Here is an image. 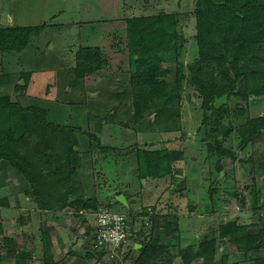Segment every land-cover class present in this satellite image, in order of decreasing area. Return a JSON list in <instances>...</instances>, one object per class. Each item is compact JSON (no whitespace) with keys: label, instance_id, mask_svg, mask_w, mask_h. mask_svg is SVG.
Segmentation results:
<instances>
[{"label":"trees","instance_id":"16d2710c","mask_svg":"<svg viewBox=\"0 0 264 264\" xmlns=\"http://www.w3.org/2000/svg\"><path fill=\"white\" fill-rule=\"evenodd\" d=\"M193 11L194 32L189 36L179 28L181 20L178 14L159 12L126 17L125 35L119 38L123 43L118 45L119 48L123 46L129 58L134 122L138 124L145 116L150 117L154 113L163 116L166 109V112L168 108L173 109L186 83L201 98V124L205 135L202 141L206 144L210 164L208 192L212 203H219L217 182L224 171L223 159H237V151L225 146L227 137L235 131L240 139L237 149L248 155L243 163L250 165V168L246 165L250 172L247 176L252 183L249 188L250 209L262 211L264 114L247 116V112L248 109L252 111L256 102L264 101V0H195ZM42 27L44 25L0 29L1 54L23 52ZM189 37L194 41L195 53L191 61L183 63ZM75 61V66L68 70L74 78L65 80L63 85L68 94L83 91L87 79L107 65L108 57L99 47L86 46L77 51ZM22 78L28 79L27 76ZM23 82V85L16 84V90L21 92L14 100L9 95L0 94V163L6 162L27 184L31 190L29 197L37 204L38 210L62 212L71 209L75 218L86 222L79 215V210L96 212L105 208L112 211L115 205L130 208L129 195L125 193L116 194L105 207L93 194L85 200L74 199L70 195V184L79 177L72 157L79 155L80 163L84 165L93 144H100L96 133L107 124L105 118L94 120L96 123L91 131H81L78 122L83 103L69 98L64 103L57 98L28 94L25 92L28 83ZM221 100L216 108V103ZM58 110L62 113L59 114ZM232 116L235 121L231 120ZM242 117H245L243 121L240 120ZM77 133H81V137ZM80 140L84 141L83 146H80ZM102 149L106 152L114 150L107 146ZM48 150H51L49 154ZM133 157L138 167L139 182L170 179L172 184H177L178 178H182L183 169L174 165L183 159L182 152L178 150L137 147ZM174 191L182 193L181 188ZM119 195H124L127 205L117 200ZM230 195L238 199L235 201L241 207L246 205L244 196L237 191L232 190ZM155 212L153 208L143 209L140 213L144 219L143 231L132 228L133 237L122 250L121 255L125 256L132 251L137 253L132 264H174L178 257L189 261L201 259L202 264H242L250 261L252 255L254 258L250 264H264L263 216L250 224L224 220L216 230L209 232L210 236L200 239L194 249L192 244L182 246L176 213L159 216ZM90 233L91 229H88L89 248L76 250V243L68 251V256L76 255L82 261L101 260L103 254L93 251L94 236ZM1 234L3 230L0 227ZM164 237H168L170 246L165 245ZM40 240L41 255H37L40 258L38 262L33 261L34 264H56L50 234L40 230ZM3 241L10 242L5 238ZM136 244L139 249L134 248ZM230 251H233L232 255ZM31 252L16 254L15 258L26 264V261H32ZM2 262L0 256V264Z\"/></svg>","mask_w":264,"mask_h":264},{"label":"rangeland","instance_id":"374dc122","mask_svg":"<svg viewBox=\"0 0 264 264\" xmlns=\"http://www.w3.org/2000/svg\"><path fill=\"white\" fill-rule=\"evenodd\" d=\"M194 3L195 0H45V14L42 24L46 23V26L39 30L37 36L26 49L28 55L22 56L20 59L16 56L13 63L8 62V69H16L19 66L32 63V67L35 66L36 68H33L34 72L31 77L24 79L28 84L32 81L30 88H28V94L42 96L44 93H48L51 94V97L65 103L68 99L63 90L64 82L74 78L68 72L71 69L69 59L72 49L75 51L80 47L97 45L96 47H105L108 54L118 43H123V39L119 38L125 35L123 27L126 17L159 12L178 14L181 20L179 28L189 36L194 32ZM107 39H109L108 43L106 42ZM121 47L120 53L115 54V56L112 55L114 50L111 54H105L108 57V62L103 70L108 77L105 75L97 78L91 76L87 79L83 91L78 92L79 86L76 88L78 93L71 92L69 95L71 101L83 103V107L80 108L82 111L78 122L79 130L91 131L94 128L93 124L96 123L94 120L105 118V122H107L101 132L96 133L100 144H93L89 151L90 155L88 154L89 157L86 161L84 160V165L80 163L79 155L72 157L73 166L77 168L79 177L74 178L70 184L71 197L85 200L93 194L97 196L102 207H105L108 200L114 198L116 194L125 193L129 195V200L133 202V206L127 210L126 207L115 205L112 211L125 215L132 228L139 229L141 232L143 231L144 219L140 213L143 209L153 208L156 210L155 214L159 216L176 213L179 233L183 239L182 246L192 244L194 249H196L195 244L200 239L204 236H210L209 232L216 230L224 220H237L239 224H250L255 223L258 217H264V210L253 211L250 209L249 188H251L252 183L247 176V173H250V165L245 162L249 167L247 168L243 163L248 155L237 149L240 139L235 131H232L227 137L225 146L237 151V159L235 161L229 158L223 159L224 171L217 182L219 203H212L208 192L210 164L206 144L202 141L205 135L201 124V98L186 83H184L183 92L173 109L168 108V112L166 109L162 113L163 116L154 113L150 117L145 116L138 124L134 122L129 88V58L123 46ZM194 53V41L190 38L186 41L183 63L191 61ZM27 60L28 62H26ZM39 66L40 68L37 69ZM14 96H11L12 100L15 99ZM28 98L30 99V97ZM255 105L252 111L248 109L247 116L253 113L255 115L257 113L264 114V101L262 103L256 102ZM58 112L59 114L62 113L61 110ZM244 118L242 117L240 120L243 121ZM231 120L235 121V118L232 116ZM137 125H140L139 128L135 127ZM80 134L77 133L76 135L81 137ZM58 142L61 143L62 140L58 138ZM82 144L84 141L80 140V146H83ZM106 146L114 148V150L103 151L102 148ZM144 146L154 149L169 148L182 152L183 159L174 164L183 169L182 178H178L177 184H172L170 179L149 180L145 183L144 180H141L139 182L138 167L133 155L137 147L140 149ZM50 152L51 150H48L47 154ZM83 155L82 151L81 156ZM7 168L9 170L10 167L6 162L0 163V207H7L11 204L13 206V203L15 205L20 204L19 201L16 202V190H24L23 188L26 186L28 196L29 191H31L11 168V171H8ZM179 188L182 189V193L174 191V189L179 190ZM232 190L244 196L246 203L244 207L235 201V199L238 200L236 197L232 198L230 195ZM28 204L36 211L38 210L37 204L30 197ZM192 206L193 210L191 209ZM62 212L65 214L62 218L74 219L73 210ZM42 213L39 210L34 215L32 212V215L36 218ZM17 215L13 216L14 219L13 217L10 219L9 216L11 228L16 229L18 228L17 224L21 225L19 222L20 215L18 217ZM81 216L89 224H93L94 216ZM34 217L31 219L34 222L28 225L29 228L35 224ZM71 221L73 222V220ZM25 222L26 218H24L23 224ZM78 223L76 222V224ZM209 224L212 227L208 228ZM68 225L71 224L66 223V226ZM29 228L28 230L35 231L36 234L37 227ZM37 231L39 233L40 230L37 229ZM50 237L53 240L52 236ZM7 238L15 240L13 237ZM164 238L165 245L170 246V240L166 239L168 237ZM88 241V238L85 241H80V243L77 240L74 244H79L75 248L87 250L90 246ZM25 243L30 244L31 242ZM74 244L67 248L65 255L67 261L64 255L60 254L55 258L56 264H65V262L67 264H132L137 255L135 251H132L126 256L120 255L114 261L108 260L102 255L101 260L94 258L86 260L84 263L76 255L68 256V251ZM12 246L14 250L21 248L16 245ZM230 249L234 250L233 247ZM33 250L35 248L29 250L32 251V257H34L32 261L30 260L31 264H34L33 261L35 260L38 262L41 255L40 251H37L40 254L37 259L38 253ZM222 250L223 247L220 246V251ZM24 252H28V249ZM230 252L232 255L233 251ZM253 258L252 255L247 263L250 264ZM10 259L7 258L5 262L3 260L1 264H16V258L15 261ZM230 260L232 262V257ZM202 263L201 259L189 261L178 257L174 260V264Z\"/></svg>","mask_w":264,"mask_h":264},{"label":"crops","instance_id":"0c3cea01","mask_svg":"<svg viewBox=\"0 0 264 264\" xmlns=\"http://www.w3.org/2000/svg\"><path fill=\"white\" fill-rule=\"evenodd\" d=\"M44 2L45 0H0V29L11 27V26H21V27H28V26L35 27V26H41V25L46 26V23L42 24V22H44L43 20H44V14H45ZM109 39L106 40L107 43ZM81 48H84V47H80L76 49L75 51H73V49L72 51H70V55H71L69 59L70 64H71L70 68H73L75 66L76 53ZM120 48L117 44V46L114 47V49H112V51L114 50L113 51L114 53L111 51L112 55L115 56V54H119ZM100 49L105 54H107V49L105 47H101ZM111 52H109L108 54H111ZM26 55H28L26 50H24L23 52L17 55L10 54L6 56L2 55L0 52V94H6V95H9L10 97L12 95H15L14 98L20 94L21 91L18 92L16 90V87H15L16 84L23 85L24 80H22L23 79L22 77L24 76H28V78L29 76L31 77L34 72L33 68H36V67L34 65H33L34 67H32L31 65L32 63H30L29 65L19 66L16 69H13V68L8 69V65L9 63H13V61L16 59V56L18 57V59H20L22 56L26 57ZM26 62H28V60ZM4 65H5V68H4ZM40 66L37 67V69L40 68ZM104 75H105L104 70H102L93 77L94 78H97L99 76L104 77ZM105 76L108 77L107 74ZM31 84H32V81L30 84L27 85L25 92H28V88H30L29 86ZM64 85H65V82H64ZM65 93L67 94L66 98L68 99L70 94H68V92H65ZM42 97H45L47 99H55L51 97V94H48V93H44ZM86 114H88L87 111H86ZM8 171H11V169L9 168ZM23 189L24 190H19V191L14 190L17 194L15 195L16 200H17L16 202L19 201L20 204L15 205V203H13L14 204L13 206L11 204L10 206H7V207L6 206L0 207V227L3 230V234L0 235V256L1 258H3L4 262L7 260V258H11L10 259L11 261L12 260L15 261L16 254H23L24 250L26 249H28L29 251L35 248L36 253H38L37 251H40L39 249H40L41 240H40V231L38 233L37 229L47 231L50 234V236H52L53 240H51V243L53 247L54 260L55 258H57L58 255L63 254L67 261V258L65 256L67 254V248L71 246V244H74L77 240L79 243L80 241H85V239L87 238L89 240V236L86 235V231L88 229H91L90 234L91 236H94L95 218H94L93 224L92 223L89 224L87 221L82 222L80 221L79 218H75V217L74 219L66 220L65 218H62V216L65 215L64 212L53 211V210L45 211L42 214H40V216H37L35 218L33 215L35 212H38L39 210L36 211L35 208H33L32 206H29L28 204L29 196L27 195V192H26L27 190L26 186ZM15 197L12 196L13 199H15ZM129 202L131 201L129 200ZM131 203L129 206L130 208L133 206V202ZM124 205H127V202ZM130 208H127V210H129ZM32 212H33V215H32ZM15 215H17V217L20 215L19 222L21 223V225L17 224L18 228L16 229L11 228L9 225V220L12 219L13 216L15 217ZM9 216H10V219H9ZM32 216L35 219V224H33V226L29 228L28 225L34 222L33 220H31L33 219ZM84 216L86 217L89 215H84ZM24 218H26V222L23 224ZM71 220H73V222ZM76 222H79V223L76 224ZM66 223H70L71 225L66 226ZM34 227H37L36 234H35V231L28 230V228L33 229ZM2 237L7 240H10V242L9 243L4 242ZM7 237H13L15 240L13 241L11 238H7ZM25 242H31V243L26 244ZM12 245H16L21 248H19L18 250H14V247ZM24 247L25 248L27 247V248L25 249ZM134 248L139 249L140 247L139 245L136 244ZM83 262L85 263V261ZM17 263L23 264L22 262L16 261V264ZM26 264H31V263L28 260L26 261ZM65 264L67 263L65 262Z\"/></svg>","mask_w":264,"mask_h":264},{"label":"built area","instance_id":"2783aa9c","mask_svg":"<svg viewBox=\"0 0 264 264\" xmlns=\"http://www.w3.org/2000/svg\"><path fill=\"white\" fill-rule=\"evenodd\" d=\"M79 214L95 217L93 251L102 253L108 260L118 259L123 248L128 245L133 237L132 226L127 218L118 212L105 208L96 212L81 210Z\"/></svg>","mask_w":264,"mask_h":264},{"label":"water","instance_id":"95a60500","mask_svg":"<svg viewBox=\"0 0 264 264\" xmlns=\"http://www.w3.org/2000/svg\"><path fill=\"white\" fill-rule=\"evenodd\" d=\"M221 103H222V100H221V101H218V102L216 103L215 107L218 108L219 105H220ZM222 173H223V172H221V175H222ZM117 200L120 201V202L123 203V204H126L123 195L118 196V197H117ZM139 247H140V246H139ZM75 249H76V248H75Z\"/></svg>","mask_w":264,"mask_h":264}]
</instances>
